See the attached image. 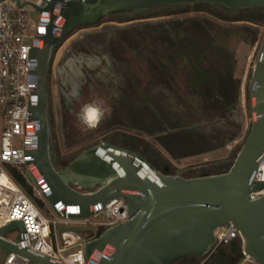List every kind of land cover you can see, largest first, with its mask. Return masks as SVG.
<instances>
[{"label":"water","instance_id":"95a60500","mask_svg":"<svg viewBox=\"0 0 264 264\" xmlns=\"http://www.w3.org/2000/svg\"><path fill=\"white\" fill-rule=\"evenodd\" d=\"M195 3L228 9L264 8V0H44L42 6H35L37 11H48L49 19L41 42L30 51L36 61L31 71L36 87L28 111L29 118L37 122L31 162L40 174L38 179L33 175L31 178L36 184L47 182L49 190L44 196L59 216L66 214L56 210L57 200L75 206L76 212L68 214L72 218L91 215L84 210L89 204L104 205L118 197L127 201L129 219L107 228L84 246L87 258L94 249L112 248L111 256L103 257L100 264H170L189 255L204 256L205 262L215 254L207 255L215 241L214 230L229 224L239 231L243 254L264 264V195L250 198L252 191L264 187V182L253 181L264 152V41L250 82V131L227 171L174 175L167 168L156 170L139 153L109 142L84 150L64 169L58 165L49 116L48 79L61 40L75 28L112 13ZM76 183L86 191L75 188ZM15 226L24 231L21 221L0 229L2 252H16L37 263L63 264L4 240L3 234ZM217 253H225V247Z\"/></svg>","mask_w":264,"mask_h":264},{"label":"rangeland","instance_id":"374dc122","mask_svg":"<svg viewBox=\"0 0 264 264\" xmlns=\"http://www.w3.org/2000/svg\"><path fill=\"white\" fill-rule=\"evenodd\" d=\"M172 21L177 25L172 26ZM94 23L70 31L61 40L49 68V116L52 135L59 143L62 159L69 155V149L64 147L65 140L77 141L76 146L82 148L100 142L117 146H121V142L133 144L134 141L130 142L125 134L151 143L170 163L162 167L150 163L151 166L156 170L167 168L174 175L184 176L192 166L237 154L251 127L250 82L264 41V9H227L212 4L167 5L145 11L116 12ZM157 24L166 28L169 35L163 37L162 32H156ZM181 50L186 57L182 56ZM218 50L238 75L237 100L235 104H226L224 115L177 127L167 125L166 129L152 134L133 128L126 118L121 125H106L123 90H131L133 98L147 99L148 93L165 84L171 107L179 96L190 101L186 93L189 84L185 78L190 69L188 60L194 65L200 60L210 65ZM121 70L128 71V81ZM160 72L165 74L162 85L156 79ZM231 117L239 119L240 128L220 151L178 160L161 142V137L194 131ZM16 143L22 144L21 137ZM140 153L147 159L142 151ZM26 177L25 192L43 214L62 220L50 210L47 202L34 195L31 178L28 174ZM92 220L105 218L93 217ZM105 229L106 226L102 225L95 227L69 221L67 224L60 222L58 234L72 230L90 240ZM19 232L17 228L12 236ZM4 259L5 254L0 253V264ZM247 260L251 259L247 256L240 259L242 264H254Z\"/></svg>","mask_w":264,"mask_h":264},{"label":"built area","instance_id":"2783aa9c","mask_svg":"<svg viewBox=\"0 0 264 264\" xmlns=\"http://www.w3.org/2000/svg\"><path fill=\"white\" fill-rule=\"evenodd\" d=\"M43 4L44 0H0V229L14 221H21L23 232L15 226L6 231L2 238L58 263L100 264L103 257L111 256V247L94 249L87 258L84 246L89 240L72 230H64L59 236L58 225L60 222L67 224L73 221L95 227L102 225L107 229L129 219L127 201L118 197L104 205L89 204L84 210L91 215L72 218L68 214L76 212L75 206L57 200L54 203L56 210L64 212L66 216H60L62 220L48 218L25 192L14 172L18 171L24 178H28L27 174L30 178L31 175L40 178L37 168L31 162L32 151L37 143V122L29 118L28 106L36 87L31 75L36 61L30 57V51L32 46L41 42L49 19L48 11H37L35 8ZM57 8H61V5ZM61 21L62 18L58 23L61 24ZM18 137L22 140L20 146L16 143ZM253 181L264 182V152L259 158ZM31 182L34 195L47 202L50 210L56 213L44 196L49 190L47 182L36 184L32 178ZM263 195L264 187L252 191L250 198L254 200ZM93 217H103L105 220H92ZM17 228L19 234L12 236ZM214 236L215 241L207 255L217 253L221 247H226L240 237L238 229L232 224L218 226ZM74 247L79 248L71 251ZM0 253L5 254L3 264H43L16 252L5 253L0 250Z\"/></svg>","mask_w":264,"mask_h":264},{"label":"trees","instance_id":"16d2710c","mask_svg":"<svg viewBox=\"0 0 264 264\" xmlns=\"http://www.w3.org/2000/svg\"><path fill=\"white\" fill-rule=\"evenodd\" d=\"M255 9L264 8L257 7ZM171 25L176 26V21H172ZM155 29L156 32H162L163 37L166 34L169 35L167 29L160 24L155 25ZM181 53L182 56L186 57L182 50ZM187 65L190 69L185 75L189 84L186 93L190 96V101L187 102L183 97L179 96L176 103L171 107L168 104L167 96L169 95L166 88H164L165 84H163L165 83V74L160 72L162 75L158 74L156 79H159L158 82L163 85L158 90L148 93L147 99L133 98L134 93L129 89L121 91L120 96L117 97L116 108L111 109V115L106 121V125H121L124 123L123 118H126L133 128L152 134L166 129L167 125L177 127L202 119L224 115L226 104H235L237 100L238 75L234 68L224 61V56L219 50L215 53L210 65L203 64L201 60L197 61L195 65L188 60ZM239 128V119L231 117L194 131L161 137V142L176 159L185 160L196 155L222 150L227 142L238 132ZM124 136L130 142L134 141V143L123 142L120 145L130 147L135 151H142L150 163H155L159 167L164 164L170 165L169 161L148 141L128 134ZM150 139L153 140L152 137ZM66 142L70 143L69 141ZM235 156L234 153L228 159L192 166L183 175L188 177L202 173L218 174L225 172L232 165ZM14 172L17 180L25 187V178L18 171L14 170ZM102 233L103 231L99 232L98 235ZM228 245L227 254L217 253L205 262L204 256L189 255L181 257L170 264H231L233 260V262H238L241 258H244L240 237L234 239ZM232 255L234 256L233 260Z\"/></svg>","mask_w":264,"mask_h":264},{"label":"flooded vegetation","instance_id":"af4514ba","mask_svg":"<svg viewBox=\"0 0 264 264\" xmlns=\"http://www.w3.org/2000/svg\"><path fill=\"white\" fill-rule=\"evenodd\" d=\"M161 6H167V5H161ZM174 6V5H173ZM214 6H218V5H214ZM157 7H160V6H157ZM218 7H222L223 6H218ZM253 8H257V7H253ZM244 9H248V8H244ZM121 74L123 76H125L124 74L127 75V81L130 79V75L128 74V71H122L121 70ZM86 117L88 118V113L86 115ZM51 121V120H50ZM52 124V123H51ZM54 135V134H53ZM52 135V139H53V143H54V147H55V151L57 153V159H58V165H59V168L60 169H64L66 166H68L77 156H79L84 150L88 149V148H82L81 146H76L77 145V141H72L71 143H67L66 140H65V143H64V147H66L67 149H69V155H68V158L66 159H62V155L59 153V147H58V144L57 143V140L55 139V136L53 137ZM123 143V142H121ZM119 146V145H118ZM119 147H122L124 149H127V150H131V151H134L133 149H131L130 147H126V146H119ZM135 152V151H134ZM137 152V151H136ZM140 153V152H139ZM140 155H142L140 153ZM74 187L77 188L78 190L80 191H86V188H84L83 186H80L79 184H74ZM242 249V247H241ZM228 253V248L227 246L225 247V253L223 254H227ZM217 253L213 254L211 257L215 256ZM246 256V255H244ZM234 259V256L232 255V260ZM244 259V258H242ZM234 261V260H233ZM231 264H242V262L238 261V262H233ZM247 261H250L254 264H259L257 262H254L252 259L251 260H247Z\"/></svg>","mask_w":264,"mask_h":264},{"label":"bare ground","instance_id":"6f19581e","mask_svg":"<svg viewBox=\"0 0 264 264\" xmlns=\"http://www.w3.org/2000/svg\"><path fill=\"white\" fill-rule=\"evenodd\" d=\"M144 172H145V173H147V175H149V172H148V170H144Z\"/></svg>","mask_w":264,"mask_h":264}]
</instances>
